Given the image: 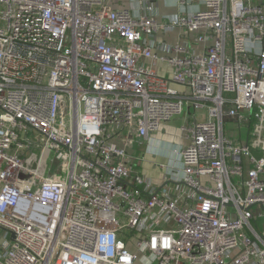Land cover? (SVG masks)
Wrapping results in <instances>:
<instances>
[{"label": "built area", "instance_id": "2783aa9c", "mask_svg": "<svg viewBox=\"0 0 264 264\" xmlns=\"http://www.w3.org/2000/svg\"><path fill=\"white\" fill-rule=\"evenodd\" d=\"M165 2L0 0V264H264V0Z\"/></svg>", "mask_w": 264, "mask_h": 264}, {"label": "crops", "instance_id": "0c3cea01", "mask_svg": "<svg viewBox=\"0 0 264 264\" xmlns=\"http://www.w3.org/2000/svg\"><path fill=\"white\" fill-rule=\"evenodd\" d=\"M159 13L161 16L164 15H174L177 14V9L166 4L165 0H157ZM178 31L159 35V39L167 42L174 43L177 41ZM181 122V126L184 124L185 119H177ZM172 124L168 123L162 127V130L152 136L150 140L142 147L136 148L133 154L139 155L142 158V161L139 162V169L145 177L152 180L157 187H162L165 184H168L169 187L174 190L176 183L174 180L171 182L167 181L169 176L174 178L172 175L173 169L180 170L183 168L182 162L177 157L176 152L182 147L188 144V140L184 137L182 132L177 133L173 130ZM181 131V130H180ZM172 135V141L167 139ZM160 136V138H159ZM162 137V138H161ZM165 158L159 161V157ZM161 164L167 166L168 169L161 168Z\"/></svg>", "mask_w": 264, "mask_h": 264}, {"label": "rangeland", "instance_id": "374dc122", "mask_svg": "<svg viewBox=\"0 0 264 264\" xmlns=\"http://www.w3.org/2000/svg\"><path fill=\"white\" fill-rule=\"evenodd\" d=\"M169 43H171V42H169ZM158 67L161 68V69H163V70H166L168 72H172L171 69H169L166 66V64L160 63ZM169 78H170V74H169ZM251 126H252L251 124H248V122H246V123L243 124V128L241 130H237V129H235L233 122L232 121H228V122L225 123V132H226L227 136L230 137V138L236 137L238 139H241V140L244 139L245 140L247 138V136H248V132H249ZM180 127H181V122L180 121H177V120L173 121V124H172L173 130L172 131L174 132L176 130L175 132L177 133V135H178V133L181 132L180 131L181 130ZM159 138H160V136H159ZM172 138L173 137L171 135L167 139H169L170 141H172ZM49 158H50L49 159L50 160L49 163L51 165L52 164V161L54 159V156L51 154ZM157 159L159 161H164V162L166 161V160H162V159H165V158H161V157H159ZM60 169H61V175L63 177H66L67 171L64 168H62V167H60ZM258 225L260 227H263L264 226L263 222H258Z\"/></svg>", "mask_w": 264, "mask_h": 264}]
</instances>
